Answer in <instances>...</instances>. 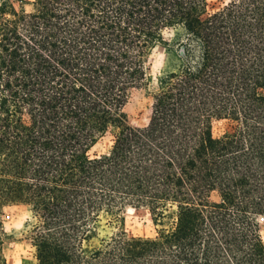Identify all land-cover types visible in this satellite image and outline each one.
Instances as JSON below:
<instances>
[{"label":"trees","instance_id":"obj_1","mask_svg":"<svg viewBox=\"0 0 264 264\" xmlns=\"http://www.w3.org/2000/svg\"><path fill=\"white\" fill-rule=\"evenodd\" d=\"M16 2L0 0V245L20 204L29 264H264V0ZM128 207L157 235L129 234Z\"/></svg>","mask_w":264,"mask_h":264},{"label":"rangeland","instance_id":"obj_2","mask_svg":"<svg viewBox=\"0 0 264 264\" xmlns=\"http://www.w3.org/2000/svg\"><path fill=\"white\" fill-rule=\"evenodd\" d=\"M16 2V0H13ZM230 0H212L211 8H219L228 3ZM16 5L19 6L18 2ZM30 6L27 5V8ZM167 37H171L172 33L167 32ZM168 54L166 49L159 47L151 57V80L147 89L135 90L126 105V112L129 121L133 126H144L148 123L152 112V95L155 90L159 76L164 69L167 68ZM228 124L226 121H218L215 123V133L221 134ZM113 134L108 132L102 137L98 143L92 148L91 154H102L109 150L112 145ZM29 216L28 209L24 205H9L5 208L3 215V225L7 235L3 237L2 245H0V262L4 264H29L35 262L36 249L32 245L30 239L23 232L25 222ZM124 228L129 234L141 236H156L161 226L156 225L152 215L147 209H135L128 207L125 214ZM260 232L264 241V217L259 218ZM116 230L114 225H103L98 230V237L91 242L98 244L101 237L110 235Z\"/></svg>","mask_w":264,"mask_h":264}]
</instances>
